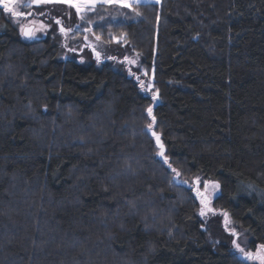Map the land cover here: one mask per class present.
<instances>
[{
  "label": "trees",
  "instance_id": "1",
  "mask_svg": "<svg viewBox=\"0 0 264 264\" xmlns=\"http://www.w3.org/2000/svg\"><path fill=\"white\" fill-rule=\"evenodd\" d=\"M134 7L91 28L140 53L155 99L109 60L58 59L52 33L26 40L0 6V264H250L198 216L179 179L196 174L264 245V0Z\"/></svg>",
  "mask_w": 264,
  "mask_h": 264
},
{
  "label": "rangeland",
  "instance_id": "2",
  "mask_svg": "<svg viewBox=\"0 0 264 264\" xmlns=\"http://www.w3.org/2000/svg\"><path fill=\"white\" fill-rule=\"evenodd\" d=\"M144 2H157V0H141L140 3ZM80 3L83 11L78 13L75 7L62 2V0H49V2L38 4H32L30 0H15V3L11 4L10 7L25 15L17 17L10 14L7 10L6 12L13 23L19 28L22 35V28L24 29L27 25H34V36L31 38L23 36L26 40H40L52 33L56 45V57L58 59H74L85 64L95 62L97 65H101L104 60H109L117 71L135 78L143 92L157 98L158 91L155 89L153 82L154 70L153 68L148 69L143 65L140 53L123 40V36H114L112 41H107L94 34L91 28L96 20L102 21L107 17L111 20H117L124 17L126 11L123 9H131L134 12H138L134 7V4H137L136 0H127V3H130L132 7H127L116 2L104 3L103 0H94L93 3L88 5H85L83 0H80ZM97 10H104V12L98 13L95 18L87 20L86 15ZM59 11L66 15V17H73L76 20L73 29L69 24H65L64 21L60 20L59 16L57 17V12ZM28 13L31 14L28 15ZM57 20L60 21L61 26L56 23ZM84 21L87 22L85 26H83L85 24ZM67 23H70V21ZM61 27L65 31L62 32L60 30ZM121 40L123 41L119 42ZM83 42L86 43L85 47H83ZM132 61H135V63H132ZM151 115H153L152 111ZM179 179L192 188L193 191L195 189V196L199 202L197 214L205 226L208 223L210 233L219 230L216 227V224H218L223 232L230 236L234 251L240 253L235 247V244H239L245 252L253 254L257 252L259 245L255 249L249 247L247 230L238 226L229 213L214 205V198L220 193L221 189L220 183L217 180L208 179L199 174ZM214 185H219V187H214ZM202 199L205 203H201ZM201 210H203L204 215L200 214ZM262 254H264V250H262ZM247 260L250 264H256V262L250 259Z\"/></svg>",
  "mask_w": 264,
  "mask_h": 264
},
{
  "label": "snow or ice",
  "instance_id": "3",
  "mask_svg": "<svg viewBox=\"0 0 264 264\" xmlns=\"http://www.w3.org/2000/svg\"><path fill=\"white\" fill-rule=\"evenodd\" d=\"M30 2L32 4H38V3H41V2H49V0H30ZM62 2L70 5V6H73L76 8V11L79 13L81 11H83L82 7H81V3H80V0H62ZM94 0H83V3L85 5H88V4H91L93 3ZM104 3H113V2H116V3H119V4H122V5H125L127 7H132V5L130 3H127V0H103ZM141 0H136V3H140ZM157 2H159V0H157ZM15 3V0H0V5H3L4 8L12 15L14 16H17V17H20V16H23L25 15L24 13H21V12H17L15 11L12 7H10L11 4H14ZM31 13H28V15H30ZM56 23L59 25L60 24V21L57 20ZM62 32L65 31V29L63 27H61L60 29ZM22 32L23 34L26 36V37H29L31 38L32 36H34V32L29 30V29H23L22 28ZM99 55V54H97ZM132 63H135V61H132ZM143 86V85H142ZM153 99H155V96H153ZM148 113L149 115H151V108L148 109ZM153 121H155V117H152ZM147 128L148 129H151L152 128V124H148L147 125ZM152 135H156L154 132L152 133ZM156 140H157V143H160V140H159V136H156ZM161 149L163 148V145L161 144ZM160 156L164 157V160L165 162H167V157L164 156V152L161 151L159 153ZM170 167V165H169ZM173 172H176L175 169H172ZM176 175L179 176L180 174L178 172H176ZM214 187H219V185H214ZM202 195V194H201ZM201 203H205V201L202 199L201 200ZM201 215H204V212L203 210H201ZM226 215V214H225ZM235 244V242H234ZM235 247L237 248V250L245 257V259H250L254 262H256V264H264V254H262V250H264V245H259L258 246V250L255 254L251 253V252H245L243 248L240 247L239 244H235Z\"/></svg>",
  "mask_w": 264,
  "mask_h": 264
},
{
  "label": "water",
  "instance_id": "4",
  "mask_svg": "<svg viewBox=\"0 0 264 264\" xmlns=\"http://www.w3.org/2000/svg\"><path fill=\"white\" fill-rule=\"evenodd\" d=\"M60 26H61V23H60ZM24 29H29V30L33 31V29H34V25H33V24H32V25H27V26L24 27ZM23 36L26 37L24 34H23ZM149 132H150L151 135H152L153 132L156 134L155 136L152 135V136H154L155 140H156V136H159L160 143H157V140H156V143H157V145H158L160 148H161L160 145H161V144L163 145V148L160 150V152H161V151L164 152L165 147H164V144H163L162 139H161V134L158 133L154 128L149 129ZM160 152H159V153H160Z\"/></svg>",
  "mask_w": 264,
  "mask_h": 264
},
{
  "label": "flooded vegetation",
  "instance_id": "5",
  "mask_svg": "<svg viewBox=\"0 0 264 264\" xmlns=\"http://www.w3.org/2000/svg\"><path fill=\"white\" fill-rule=\"evenodd\" d=\"M85 45H86V43H85V42H83V47H85Z\"/></svg>",
  "mask_w": 264,
  "mask_h": 264
}]
</instances>
